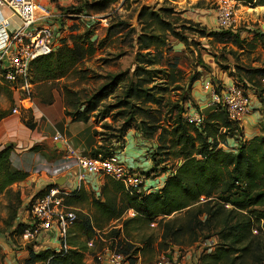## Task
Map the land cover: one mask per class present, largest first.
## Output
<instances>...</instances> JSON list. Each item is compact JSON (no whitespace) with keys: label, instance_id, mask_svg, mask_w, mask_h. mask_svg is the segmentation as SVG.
I'll return each instance as SVG.
<instances>
[{"label":"trees","instance_id":"obj_1","mask_svg":"<svg viewBox=\"0 0 264 264\" xmlns=\"http://www.w3.org/2000/svg\"><path fill=\"white\" fill-rule=\"evenodd\" d=\"M116 1L97 0L95 5L104 8ZM243 1L264 6V0ZM60 10L75 15L81 11L72 7ZM172 13L168 8L150 10L142 7L138 14V33L130 30L135 34L136 48L130 77L126 73L110 76L81 109L65 113L71 122L88 123L100 105L104 107L101 112L104 117L115 110L114 118L123 120L115 141L117 146L105 139L101 143L94 141L86 156L107 158L119 153L124 148L127 132L134 128L144 140L156 141L155 151L148 156L151 168L142 174L148 178L168 173L161 188L140 195H130L122 183L105 177L97 197H91L94 227L102 229L117 221L126 237L134 239L128 233L129 228L137 232L142 226L158 225L161 235L157 244L153 234H141L138 241H129L125 236L120 238L121 230L115 232L111 249L115 248L129 264H136L139 257L148 255L152 258L156 252L166 250L168 243L192 246L213 239H216L213 249L204 250L198 264H264V84L261 82L264 66L248 68L243 73L260 102L262 115L258 135L243 140L239 122L230 120L220 106L202 112L201 124L188 122L184 117L187 111L184 104L192 102L191 96L174 102L166 97L168 88L164 84L176 83L178 72L155 68L160 63L158 49L166 45L168 36L183 43L187 41L172 27V22L164 18ZM118 25L120 28L114 34L126 29L124 24ZM196 32L201 37L223 45L230 44L242 51L246 48L253 50L257 44L264 48V32L260 30L253 32L251 41L231 30ZM88 43V34L75 36L70 44H63L55 52L34 60L30 67L31 82H53L75 73L78 65L90 54ZM198 79V76L191 77L189 85ZM157 80L160 83L156 85ZM121 83L122 96L117 102L105 106L103 102ZM9 89L10 86L0 78V95L11 97ZM5 117L6 114L1 112L0 121ZM95 135L96 132L92 131L93 139ZM229 139H233L236 145L229 146ZM11 151L10 147H0V195L28 176L26 172L12 168ZM170 160L173 161L171 168L165 166ZM161 164L164 166L159 168ZM53 186H45L34 197ZM85 193L82 187L73 191L66 199V205L72 207L83 199ZM130 211L133 216H127ZM16 218L17 213H14L8 224L12 237H20L26 228L25 224L16 222ZM85 219L81 229L92 235L91 219ZM76 222L77 219L74 224ZM136 243L142 246L135 247ZM27 245L28 255L22 264H83V251L76 245L58 251L50 248L35 251L37 243Z\"/></svg>","mask_w":264,"mask_h":264},{"label":"rangeland","instance_id":"obj_2","mask_svg":"<svg viewBox=\"0 0 264 264\" xmlns=\"http://www.w3.org/2000/svg\"><path fill=\"white\" fill-rule=\"evenodd\" d=\"M96 1L49 0L50 6L55 10L67 7L81 10L77 14L78 18L68 19L66 30L63 31L64 40L67 38L68 44L73 42L75 36L89 35L87 49L90 54L78 65L75 73L53 82L32 83L29 76V101L25 98L26 94L20 87L9 89L11 97L6 94L0 95V113L6 114L5 125H14L9 132L0 133V145L4 147L5 142L19 143V149L17 145L10 147L13 153L11 165L13 164V169H21L28 174L25 180L13 184L9 191L0 195V264H5L6 259V253L3 252L1 244L13 251L24 252L22 249L23 241H20L16 236H11L10 231L12 229L8 228L10 217L14 213H17V216L25 217L30 202L35 194L40 191L37 189L45 188L47 183L57 184L62 178L64 161L61 160V153L56 154L57 151L52 138L56 132L61 135L58 125L70 120L65 113L73 112L75 108L81 109L82 104H85L89 97L109 80L110 76L126 73L130 77L134 69L133 62L136 52L133 42L135 34L133 35L130 30H135L136 34L138 33L140 28L138 14L142 7H147L150 10L171 9L173 13L164 18L172 22V27L187 38V41L183 43L168 36L166 45L158 49L160 51V63L155 68L169 72L174 69L175 72H178L176 83L164 84L168 88L167 98L174 102L180 98L191 96L192 102L185 103L184 108L189 106L192 109H199L197 101L192 97V92L196 96L200 94L203 98L208 99L210 95L205 93L206 91L203 89L206 82L210 81L214 90L220 94L224 90L223 82L229 80L247 90L251 95V100L258 105L260 104L253 88L243 78V73L248 68L264 66V48L257 44L253 50L246 48L242 51L230 44L223 45L212 41L210 38L201 37L196 32V30H218L215 19V0H117L107 4L104 8H98L95 5ZM234 8V32L240 34L246 41H251L253 32L256 30L264 32L261 29L264 26V6H254L244 3L243 0H237ZM121 23L126 26V29L122 33L114 34L120 28L118 24ZM193 76H198L199 79L189 85V80ZM261 82L264 84V79ZM159 83L160 80L154 82L156 85ZM122 86L123 83L103 102L105 106L117 102L122 96ZM14 105L18 107V114L16 115L12 114ZM102 106L100 105L98 111L90 116L88 123L75 122V124L89 125L86 127L87 130L91 129L96 132L94 141L101 143L105 139L117 146L115 141L119 136V128L122 127L123 120L114 118L115 110L110 111L107 117H104L101 114L104 110ZM146 106L155 108L149 104ZM204 111L202 110V112ZM259 114L262 115L261 110ZM12 119L14 122H10ZM78 126L71 124L69 133L72 135L80 134L83 126ZM1 127L2 123L0 122V129ZM127 134L129 136L124 139L126 140L125 147L118 154L120 159L128 169L135 173L148 172L151 168L148 164L150 161L149 157L145 156L144 150L147 149L146 153L149 156L152 151H155L156 141L154 139L144 140L134 128L130 129ZM139 138L143 142H138V145L144 146L146 144L145 148L134 143ZM15 148L20 151L19 154L14 151ZM43 155L49 160L53 156L55 161L49 162L45 166ZM57 156L60 158L58 164H56ZM172 165L173 161L170 160L165 166L171 168ZM163 166L164 164H161L159 168ZM160 175L162 174L160 173L158 176ZM157 177H148V179L154 180ZM98 179L100 182L105 180L102 177H98ZM85 192V198L76 201L72 206L77 214V222L69 229L67 241L68 248L71 245H76L83 251V264H104L99 263L96 256L106 249H111L113 237L118 230H121V239L125 236L129 241H138L141 234H153L156 238V244L159 242L161 230L157 224L142 226V229L137 232L129 228L128 233L134 239L126 237L125 230L121 229V225L117 221L106 224L102 229L94 227V209L91 205V197H94V193L91 190ZM85 217L91 219L92 235L85 229H81L86 220ZM38 239L36 248H34L35 251L40 250V248H52L50 237L40 235ZM89 242H91V246H89ZM215 243L216 239L196 243L192 246H178L168 243L166 250L156 252L152 258L148 255L144 258L139 257L136 264H153L162 256L175 259L178 264H198L200 254L206 249L207 252L211 251ZM141 246L138 243L135 244V247ZM59 248H61L60 245ZM19 260L22 264V259Z\"/></svg>","mask_w":264,"mask_h":264},{"label":"built area","instance_id":"obj_3","mask_svg":"<svg viewBox=\"0 0 264 264\" xmlns=\"http://www.w3.org/2000/svg\"><path fill=\"white\" fill-rule=\"evenodd\" d=\"M237 0H215V19L218 30L233 29V17ZM78 18L75 14H66L64 10H55L49 0H0V78L11 89L20 87L29 101V76L31 63L37 58L47 56L61 47L64 42L63 31L66 30L68 19ZM67 43V42H66ZM209 93L208 108L220 106L230 120L240 122L249 112L251 95L243 87L232 83L218 94L210 81L203 85ZM23 98V99H25ZM12 114H18L14 105ZM185 119L199 125L203 121L202 110L187 106ZM54 142H62L59 133L53 136ZM66 150L70 148L65 145ZM119 153L107 158H91L77 155L75 157L76 173L75 188H64L53 183L42 194L32 199L27 210L26 228L21 239L26 244L37 243L43 233L50 235L55 231L60 249L68 248V231L77 219L76 211L66 205V199L72 192L79 190L86 176L108 177L123 184L130 195L148 193L143 188L147 179L128 169L120 159ZM128 215H134L132 211ZM127 215V216H128ZM154 225V224H152ZM91 246V242H89ZM99 263L129 264L125 257L115 249H106L96 256ZM153 264H178L175 259L160 257Z\"/></svg>","mask_w":264,"mask_h":264},{"label":"crops","instance_id":"obj_4","mask_svg":"<svg viewBox=\"0 0 264 264\" xmlns=\"http://www.w3.org/2000/svg\"><path fill=\"white\" fill-rule=\"evenodd\" d=\"M223 83H224L225 87L232 84L229 80H225ZM205 93H207V92H205ZM192 97H194V99L197 101V104L199 105V108L201 110H206L208 108L210 98L205 99L202 96H200V94L198 96H196V94L194 92H192ZM259 111H260V104L258 105L256 102H253L251 100V106H250L249 112L246 115H244L239 122V126L242 129V134H243L242 139L243 140H249L252 137L259 134V130H260V126H259L260 124L259 123L261 121V115L259 114ZM5 119H2V121H0L2 123L0 133H7V132H9L10 128H12L14 126V125L13 126H11V125L6 126L5 122H4ZM10 122H14V120L12 119ZM67 122H69V124H67ZM71 124L79 125L78 127L83 126L82 131L80 130V134L75 133L74 135H72L69 133L70 132L69 129H70ZM81 126H80V123L75 124V122H71V120H66L65 123L58 125V128H59V131L61 132V137H62L63 141L62 142H53V145L57 151L56 154L58 155V153H61L62 154L61 160L64 161L63 162L64 165H62L63 175H62V178L59 179V182L62 183L61 186L64 188H75L77 186V183L75 180V173H76L75 157L77 155L86 156L88 154L91 146L94 144V140L92 137V130L89 129V131H88L86 128V127H89V125L85 126L84 124H81ZM67 132H68V134H67ZM126 136H129V134H127ZM131 136L133 137V134H131ZM125 142H126V140H125ZM138 142L142 143L143 141L140 138L136 139L134 141V143L136 145H138ZM227 142H228L229 146H235L236 145L235 141L233 139H229ZM6 143H8V142H5L4 144H6ZM16 145L19 149L20 148L19 143L15 142V146ZM65 145H67L70 148V150H69L70 152H68L66 150ZM145 145L144 146L138 145V146L141 148H143V147L145 148ZM0 147H1V145H0ZM124 147H125V145H124ZM222 147L226 149V146L222 145ZM14 151L18 154L20 153V151H18L17 148H15ZM146 152H147V149L145 148L144 154H145V156L148 157ZM140 153H142L141 150H140ZM12 154L13 153L11 152L10 153L11 162H12ZM43 156L45 158V163L43 162V164H45V166L47 165V163L55 161L53 156H51L50 160L46 159L48 157H46L45 155H43ZM59 161H60V158H58V156H57L56 164H58ZM16 163H17V161H16ZM148 164L151 167V162H148ZM19 170H21V169H19ZM167 175H168V173L162 174V175L158 176L157 178H154V180L147 178L144 182L143 188L146 191L148 190V192L155 191V190L161 188ZM98 177L101 178V176H86L85 182L81 186L83 188V191L91 190L94 193V196L97 197V195L99 194V188L103 183V182L99 181ZM45 178H47L46 175H45ZM46 185H49V184L47 183ZM42 189L43 188H39L37 190H42ZM26 217H27V211L25 213V217H23L22 215L21 216L18 215L16 222L24 223L26 221ZM41 235H45V234L42 233ZM45 236H47L48 238L50 237V241H52V248H50V249H55L56 251H58L60 248H59V244H58V241L56 238L55 231H53L50 235H45ZM13 237H15V236H13ZM16 237H18L20 241H23L21 239V236L20 237L16 236ZM38 240L39 239H37V243H38ZM1 247L3 248V252L6 253V259L4 262L5 264H20L19 259H22L21 260V262H22L25 258H27L28 253L26 250L28 248V245L24 242L22 245V249L24 250V252L13 251L11 248L8 249L4 244H1ZM42 249H44V248H40V250H42Z\"/></svg>","mask_w":264,"mask_h":264},{"label":"water","instance_id":"obj_5","mask_svg":"<svg viewBox=\"0 0 264 264\" xmlns=\"http://www.w3.org/2000/svg\"><path fill=\"white\" fill-rule=\"evenodd\" d=\"M261 29L264 31V26ZM14 146H15V143H6V144H4V148H9V147H14ZM57 184L61 185L62 183L58 182Z\"/></svg>","mask_w":264,"mask_h":264}]
</instances>
